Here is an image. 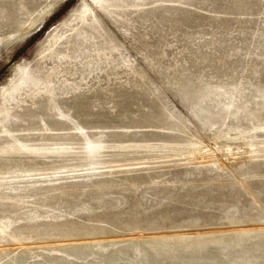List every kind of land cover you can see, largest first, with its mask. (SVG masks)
I'll return each instance as SVG.
<instances>
[{"label":"rangeland","instance_id":"374dc122","mask_svg":"<svg viewBox=\"0 0 264 264\" xmlns=\"http://www.w3.org/2000/svg\"><path fill=\"white\" fill-rule=\"evenodd\" d=\"M0 264H264V0H0Z\"/></svg>","mask_w":264,"mask_h":264},{"label":"trees","instance_id":"16d2710c","mask_svg":"<svg viewBox=\"0 0 264 264\" xmlns=\"http://www.w3.org/2000/svg\"><path fill=\"white\" fill-rule=\"evenodd\" d=\"M71 2H67L64 3L60 8H58L57 11H55L51 16L50 19H48V21L45 23V25L43 26V28L32 37V39H30L27 43H26V47H28L29 45H31L44 31L45 29L52 23H54L55 21H57L66 11H68L71 8Z\"/></svg>","mask_w":264,"mask_h":264},{"label":"bare ground","instance_id":"6f19581e","mask_svg":"<svg viewBox=\"0 0 264 264\" xmlns=\"http://www.w3.org/2000/svg\"><path fill=\"white\" fill-rule=\"evenodd\" d=\"M231 148V147H230Z\"/></svg>","mask_w":264,"mask_h":264}]
</instances>
